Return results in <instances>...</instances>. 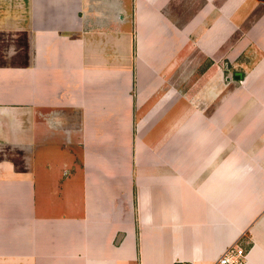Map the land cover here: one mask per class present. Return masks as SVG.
<instances>
[{
  "label": "crops",
  "instance_id": "obj_1",
  "mask_svg": "<svg viewBox=\"0 0 264 264\" xmlns=\"http://www.w3.org/2000/svg\"><path fill=\"white\" fill-rule=\"evenodd\" d=\"M171 1L0 0V264H211L234 242L264 264V83L241 133L222 99L203 111L216 74L179 93L186 27L221 6L178 29ZM213 28L192 40L210 61Z\"/></svg>",
  "mask_w": 264,
  "mask_h": 264
},
{
  "label": "rangeland",
  "instance_id": "obj_2",
  "mask_svg": "<svg viewBox=\"0 0 264 264\" xmlns=\"http://www.w3.org/2000/svg\"><path fill=\"white\" fill-rule=\"evenodd\" d=\"M211 4L216 9L221 6L216 12L217 15L213 9L214 11L206 14L202 23L195 21L186 27L185 32L191 40L189 41L191 63L187 66L190 68L177 67L174 78L170 81L171 85H174L179 93L184 89L187 95H193L196 93L195 88L199 89L200 85L208 81L209 75L216 74L217 86L219 85L217 95L214 100L212 99L211 105L204 108V113L206 115L214 113V108L222 99L220 112L223 131H229L231 127L240 133L261 130V103L256 100L260 99L259 88L261 83H264V0H212ZM203 6L206 8L204 0H172L168 7L175 28H183L182 24L197 14V9ZM207 8H212L209 3ZM214 19L221 30L218 35H221V43L220 47L215 49L216 59L210 61L200 51V46L205 45L204 38L209 37L213 40ZM193 39L198 40L200 46L192 43ZM17 44L18 47L22 45ZM19 50L22 51L21 48ZM210 63H213L211 68ZM188 70L191 72L189 75L191 89L187 88L188 85L185 83ZM202 71H206L205 74H201ZM234 72L241 73V77H232ZM251 83H253L251 87L255 85L256 91L248 87ZM254 141L260 143V139L255 138Z\"/></svg>",
  "mask_w": 264,
  "mask_h": 264
},
{
  "label": "built area",
  "instance_id": "obj_3",
  "mask_svg": "<svg viewBox=\"0 0 264 264\" xmlns=\"http://www.w3.org/2000/svg\"><path fill=\"white\" fill-rule=\"evenodd\" d=\"M246 250L238 242L227 246L211 264H244Z\"/></svg>",
  "mask_w": 264,
  "mask_h": 264
},
{
  "label": "water",
  "instance_id": "obj_4",
  "mask_svg": "<svg viewBox=\"0 0 264 264\" xmlns=\"http://www.w3.org/2000/svg\"><path fill=\"white\" fill-rule=\"evenodd\" d=\"M238 76L241 77V73H239V72H235V73H234V77L236 78V77H238Z\"/></svg>",
  "mask_w": 264,
  "mask_h": 264
},
{
  "label": "flooded vegetation",
  "instance_id": "obj_5",
  "mask_svg": "<svg viewBox=\"0 0 264 264\" xmlns=\"http://www.w3.org/2000/svg\"><path fill=\"white\" fill-rule=\"evenodd\" d=\"M235 73V72H234ZM232 77H234V74L232 75ZM235 78V77H234Z\"/></svg>",
  "mask_w": 264,
  "mask_h": 264
}]
</instances>
